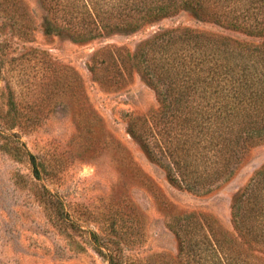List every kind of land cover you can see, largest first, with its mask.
Returning a JSON list of instances; mask_svg holds the SVG:
<instances>
[{
    "label": "rangeland",
    "instance_id": "obj_1",
    "mask_svg": "<svg viewBox=\"0 0 264 264\" xmlns=\"http://www.w3.org/2000/svg\"><path fill=\"white\" fill-rule=\"evenodd\" d=\"M171 1L0 0V264H264V64L212 44L261 38L146 11ZM209 51L245 101L227 76L161 101L152 73Z\"/></svg>",
    "mask_w": 264,
    "mask_h": 264
},
{
    "label": "trees",
    "instance_id": "obj_2",
    "mask_svg": "<svg viewBox=\"0 0 264 264\" xmlns=\"http://www.w3.org/2000/svg\"><path fill=\"white\" fill-rule=\"evenodd\" d=\"M249 2L253 3L254 1L250 0ZM239 4L240 3L238 2V0H172L171 4L168 6H166L167 4L152 5V9H146V11L152 14V17H154L163 12H167V10H169L168 8H170L169 6H171V8H173L174 10L179 7L184 11H188L189 13L194 15L197 19L202 20L203 18H206L214 20V22H216L217 24L240 29L247 33V35L249 36L260 37V41L253 46L252 43L248 44L245 41L239 42L237 40H231L232 42H230L225 41V39H223L224 42L221 41L222 43H217L218 40L216 39V44H212L218 45L219 47L223 44H231V46H234V48H237L239 50H247V52L250 51L251 54L259 56L262 60V63L264 64V25H258V21H256L255 24L250 23L249 25L242 22L243 19L247 16V12L251 7V4H248L244 8H241V5ZM210 7H215L217 10L211 9L209 11ZM47 30L48 29H46V31ZM164 34L165 33H161L159 35V39H162ZM184 38L186 40L194 41V44L201 43L200 39L194 34L185 35ZM246 66L247 64L235 62L233 60L231 62L228 56L221 57L214 51L201 52V57L197 58V61L193 67L185 65L182 70H180V68H177V66L173 67L174 72L168 75V80L159 81V79L157 77H154L152 73V84H160L157 87L158 89L155 87L156 92L161 101L167 102L168 98L171 99V97H173V93L171 90L172 88H168V86L180 83L181 86L177 89L179 96L177 98L179 100H181L182 97L188 99V90L194 89L198 84H200V82L204 83L203 87H207L208 85H212L213 80H218V78L215 79L216 76H227L229 77L227 81L229 80V82L231 83L229 86H227L232 91L231 93L233 94V96L231 97H235V99H238V103H240L243 100L245 101L247 97L245 95V89L247 88L249 82L247 76L249 74H252V72L249 73ZM194 67H196V69ZM253 68L255 71L256 67ZM262 70L263 69H260L258 72H261ZM153 71L154 70H152V72ZM148 77L151 78L150 75H148ZM255 89L256 92L261 89L260 92H257L255 99L260 98V96L262 95L264 99V83H261ZM244 115L247 116L248 113L245 112ZM260 120H262V118ZM262 127L264 128V121L262 123ZM145 145L148 144L146 143ZM240 196H238V198ZM238 198L236 197L235 199L237 200ZM233 206H235V202ZM62 212H64V210H61L59 214L60 218L64 220L66 216H62ZM112 260L113 259H110V262H112Z\"/></svg>",
    "mask_w": 264,
    "mask_h": 264
}]
</instances>
